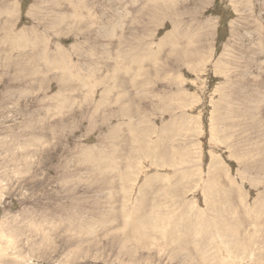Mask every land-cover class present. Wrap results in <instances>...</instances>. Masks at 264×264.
Masks as SVG:
<instances>
[{"label":"rangeland","instance_id":"obj_1","mask_svg":"<svg viewBox=\"0 0 264 264\" xmlns=\"http://www.w3.org/2000/svg\"><path fill=\"white\" fill-rule=\"evenodd\" d=\"M0 264H264V0H0Z\"/></svg>","mask_w":264,"mask_h":264}]
</instances>
